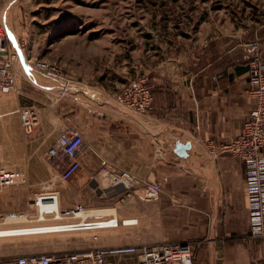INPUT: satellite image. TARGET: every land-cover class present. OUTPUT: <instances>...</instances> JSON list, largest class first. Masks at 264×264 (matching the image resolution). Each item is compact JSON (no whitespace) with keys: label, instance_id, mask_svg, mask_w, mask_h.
Listing matches in <instances>:
<instances>
[{"label":"crops","instance_id":"1","mask_svg":"<svg viewBox=\"0 0 264 264\" xmlns=\"http://www.w3.org/2000/svg\"><path fill=\"white\" fill-rule=\"evenodd\" d=\"M254 40L264 62L261 21L244 32L192 42L185 60L144 72L153 92V108L144 114L121 113L113 93L103 89L82 81L64 84L22 61L14 64L17 88L0 92V116H13L18 128V109L32 113L25 161L40 155L49 170L47 147L62 130L78 129L85 142L79 188H93L100 158L112 168L129 170L140 183L160 186L156 199L132 196L121 211L105 208L113 210L108 215L136 221L90 230L74 250L185 241L192 248V264H264V236L247 237L243 162L217 151L241 132L255 104L247 93L249 75L242 58ZM46 172L41 177L47 178ZM46 207L45 202L40 206L43 214ZM136 261L134 253L105 257V264Z\"/></svg>","mask_w":264,"mask_h":264},{"label":"rangeland","instance_id":"2","mask_svg":"<svg viewBox=\"0 0 264 264\" xmlns=\"http://www.w3.org/2000/svg\"><path fill=\"white\" fill-rule=\"evenodd\" d=\"M261 21L264 0H0L5 41L20 46L27 65L37 70L34 61H46L60 68L67 83L82 81L113 95L129 79L145 76L160 63L172 66L185 60L192 42L244 32ZM114 105L121 113L130 112ZM27 136L13 116H0V167L18 168L27 175L26 184L0 189V230L31 229L0 236L1 259L74 250L76 243L87 239L89 229H53L79 217L41 215L43 202L54 206L52 200L39 199L42 193L55 192L61 209L81 203L85 209L116 207L118 211L142 193V189L116 191L102 177L94 179L93 188H79L78 170L66 180L59 179L47 160L51 173L44 167L40 155L25 161ZM45 171L47 178L41 177ZM9 213L27 218L9 221ZM247 237L254 239L249 229Z\"/></svg>","mask_w":264,"mask_h":264},{"label":"built area","instance_id":"3","mask_svg":"<svg viewBox=\"0 0 264 264\" xmlns=\"http://www.w3.org/2000/svg\"><path fill=\"white\" fill-rule=\"evenodd\" d=\"M5 40H7L6 32L0 24V92L2 93L16 90L17 78L14 62L16 56L19 61L21 56L19 46L11 42L8 43L9 46ZM242 58L246 62L249 75L247 93L253 97L255 104L249 110L241 132L229 141L220 144L217 151L228 152L243 162L249 235L258 238L264 236V62L256 41L246 44ZM34 66L47 76L61 78L66 83L68 81L67 78L62 77L60 68L54 64L36 60ZM114 102L132 113L144 114L150 111L153 108V92L148 77L129 79L114 95ZM18 114L22 131L30 134L34 126L32 113L27 109H18ZM84 148L85 142L78 129L70 128L58 133L47 147L46 157L59 179L66 180L76 173L80 166L79 155ZM96 177L105 178L108 186L116 191L129 193L131 189L133 192L136 191L135 189H142L139 195L149 199H156L160 195L157 182L149 181L142 184L129 170L112 168L103 158H100ZM26 182L27 175L23 170L0 167V189L24 185ZM42 194L53 202L57 197L56 193L51 191ZM84 210L81 203H75L64 209L55 204L53 208L45 210L44 214L54 219H61L73 217L75 214L79 216ZM135 221V218H118L116 215L99 214L95 215L94 219L86 220L80 225L69 223L68 227L96 230L119 224H131ZM91 237L96 238V234L92 233ZM115 253H134L137 259L136 264H192V248L190 243L185 241L29 253L6 259L0 258V264H105L106 255Z\"/></svg>","mask_w":264,"mask_h":264},{"label":"bare ground","instance_id":"4","mask_svg":"<svg viewBox=\"0 0 264 264\" xmlns=\"http://www.w3.org/2000/svg\"><path fill=\"white\" fill-rule=\"evenodd\" d=\"M40 195L41 196H40L39 199H41V200H48L47 198H45L47 196H45V195L43 196V194H40ZM34 203L36 205V201L35 200H34ZM53 203H54V205L55 204L58 205L57 204V197H56L55 202H53ZM53 207L54 206L47 207L45 210H48L49 208H53ZM110 211H113V210L112 209H105V208H100V209H85L82 213L79 214V216H78V214H75V216H73V217H79V221L61 222L63 225H59V226H55V227L53 226L54 227L53 229H56V230L66 229V228L67 229H72V228L73 229H77L79 227H68V225H70L69 223H73L71 225H80V224H83L84 221L90 220V219H87L90 216H92V218H94L95 215L108 213ZM42 214L43 213L41 212V215ZM24 215L25 214H23V213L21 215H18L17 213H9L6 218H8V220L10 219L9 221H16V220L21 219V217L27 218V216L26 215L24 216ZM9 217H12V218H9ZM8 220H6V221H8ZM78 222H79V224H78ZM75 223H77V224H75ZM50 229H52V228H50ZM29 230H31V229H28V228L4 229V230H0V235H11V234L26 233Z\"/></svg>","mask_w":264,"mask_h":264},{"label":"water","instance_id":"5","mask_svg":"<svg viewBox=\"0 0 264 264\" xmlns=\"http://www.w3.org/2000/svg\"><path fill=\"white\" fill-rule=\"evenodd\" d=\"M20 61L24 62L22 54L20 56Z\"/></svg>","mask_w":264,"mask_h":264}]
</instances>
